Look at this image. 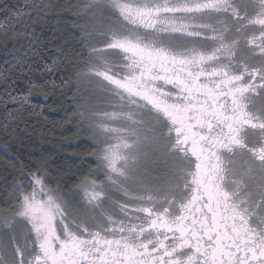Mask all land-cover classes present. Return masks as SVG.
Wrapping results in <instances>:
<instances>
[{
	"label": "rangeland",
	"instance_id": "374dc122",
	"mask_svg": "<svg viewBox=\"0 0 264 264\" xmlns=\"http://www.w3.org/2000/svg\"><path fill=\"white\" fill-rule=\"evenodd\" d=\"M236 1L83 0L91 47L78 78L80 110L102 177L83 181L78 195H61L43 179L40 184L32 180L17 209L0 215V264H47L58 250L81 255L101 251L99 241L109 237H137L145 228L140 219L146 207L163 211L171 206L184 212L190 181L180 179L175 143L161 132L164 119L159 114L141 111L152 105L151 97L167 105L163 91L154 92L138 79L139 73L153 71L143 51L154 60L171 44L187 46L178 51L187 61L229 59L239 46L238 35L241 42L255 43L257 24L264 20V0H253L247 15L240 11L249 0H239L241 7ZM152 19L158 24L149 31ZM242 20L245 23L239 24ZM238 25L251 26L238 31ZM232 164L233 185L241 189L251 181L256 189L242 197L264 218V182L255 187L258 177H264V162Z\"/></svg>",
	"mask_w": 264,
	"mask_h": 264
},
{
	"label": "flooded vegetation",
	"instance_id": "af4514ba",
	"mask_svg": "<svg viewBox=\"0 0 264 264\" xmlns=\"http://www.w3.org/2000/svg\"><path fill=\"white\" fill-rule=\"evenodd\" d=\"M240 1H236L239 7ZM241 8L240 12L247 15L254 8L253 0ZM151 21L149 31L158 24L157 20ZM244 26L251 25H238V31L240 27L249 29ZM256 30L255 43L241 42L238 35L235 40L239 46L227 60L212 56L200 62L187 61L178 53L187 46L171 44L154 60L149 51H143L153 71L139 73L138 79L147 82L154 92L163 91L167 105L158 104L150 96L152 105L141 111L146 114L149 110L164 119L160 130L175 143V154L181 162L180 179L186 176L190 181L187 205H195L199 222L194 228L195 237L189 235L192 248L177 251L181 237L169 231L181 226L179 216L185 214L186 207L182 213L171 206L163 211L146 207L140 219L145 228L139 236H108L99 241L104 249L81 255L58 250L47 264H169L172 257L166 253L171 251H177L180 260L209 259L214 254L225 257L222 264H239L244 257L251 259L255 249L264 248V218L242 197L256 188L251 181L249 186L235 187L231 175L234 162H264V20L258 22ZM202 50L208 52L209 47ZM263 182L264 177H258L255 187ZM213 229L215 239L210 240Z\"/></svg>",
	"mask_w": 264,
	"mask_h": 264
},
{
	"label": "trees",
	"instance_id": "16d2710c",
	"mask_svg": "<svg viewBox=\"0 0 264 264\" xmlns=\"http://www.w3.org/2000/svg\"><path fill=\"white\" fill-rule=\"evenodd\" d=\"M83 4V0H0L3 217L17 209L36 165L47 169L42 179L61 195H78L83 181L102 177L80 110L78 78L91 47ZM13 97L23 115L12 113L17 120L6 130L2 125L8 109L19 107H5Z\"/></svg>",
	"mask_w": 264,
	"mask_h": 264
},
{
	"label": "snow or ice",
	"instance_id": "6c2138e0",
	"mask_svg": "<svg viewBox=\"0 0 264 264\" xmlns=\"http://www.w3.org/2000/svg\"><path fill=\"white\" fill-rule=\"evenodd\" d=\"M7 104H14L19 105L17 108L8 109L7 117L3 122V127L7 130L10 127H13V122L17 120L16 116H12V113H19L20 115H23L20 111V102L17 101L14 97L10 98L8 101L5 102V107ZM20 167L23 168V163L21 162ZM44 175H47V169L42 168L40 165H36L34 170L30 173V178L36 183L40 184L42 182V177ZM195 211V205L189 204L185 208V214L180 215V221L182 222L181 226L176 227L173 226L169 228V231H176L177 234L181 237L180 243L177 247V251H182L185 247L191 249L192 248V241L189 239V235L195 237L194 228L198 225L197 217L194 214ZM222 218V217H221ZM163 219V218H161ZM159 222V221H158ZM167 223V221H164ZM204 229L201 228V233H203ZM214 229L213 232L209 234V239H215L214 235ZM171 239H175V237H171ZM161 247H167L166 245H161ZM207 248V245L204 246ZM177 251H171L167 252L166 255L168 257H172V260H170L169 264H222V261L224 260V256L216 257L214 254L209 259H203V260H180L177 259ZM264 262V248H257L253 251L251 259H248V257H244L242 260H240L239 264H262Z\"/></svg>",
	"mask_w": 264,
	"mask_h": 264
}]
</instances>
